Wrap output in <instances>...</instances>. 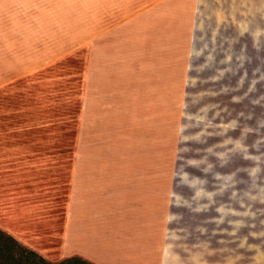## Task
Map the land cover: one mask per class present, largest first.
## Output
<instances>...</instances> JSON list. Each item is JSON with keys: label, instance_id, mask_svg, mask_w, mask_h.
Returning a JSON list of instances; mask_svg holds the SVG:
<instances>
[{"label": "rangeland", "instance_id": "374dc122", "mask_svg": "<svg viewBox=\"0 0 264 264\" xmlns=\"http://www.w3.org/2000/svg\"><path fill=\"white\" fill-rule=\"evenodd\" d=\"M208 1L195 44L180 54L185 68L170 69L159 129L148 130L155 171L169 173L173 217L161 250L155 242V264H256L240 243L256 246L263 230L264 0L243 10ZM67 67L79 63L0 91V264L67 259L60 249L78 102L58 94L77 85L53 83Z\"/></svg>", "mask_w": 264, "mask_h": 264}, {"label": "crops", "instance_id": "0c3cea01", "mask_svg": "<svg viewBox=\"0 0 264 264\" xmlns=\"http://www.w3.org/2000/svg\"><path fill=\"white\" fill-rule=\"evenodd\" d=\"M207 1L0 0V91L68 60L79 63L53 81L57 89L73 80L77 91L58 95L78 102L61 257L155 264V246L173 217L169 173L155 171L148 130L159 129L170 69L185 68L180 54L186 41L195 44ZM226 3L243 10L250 0ZM176 196L172 202L181 205ZM258 225L257 245L240 246L246 260L252 251L264 264V221Z\"/></svg>", "mask_w": 264, "mask_h": 264}, {"label": "trees", "instance_id": "16d2710c", "mask_svg": "<svg viewBox=\"0 0 264 264\" xmlns=\"http://www.w3.org/2000/svg\"><path fill=\"white\" fill-rule=\"evenodd\" d=\"M12 241H13V239H12ZM29 255L34 257L35 254L33 252H30ZM61 264H93V263L88 262L86 260H83L78 256H72L70 258L64 259L61 262Z\"/></svg>", "mask_w": 264, "mask_h": 264}]
</instances>
